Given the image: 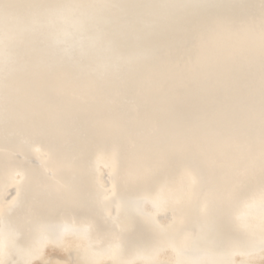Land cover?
Here are the masks:
<instances>
[{
	"label": "snow or ice",
	"instance_id": "6c2138e0",
	"mask_svg": "<svg viewBox=\"0 0 264 264\" xmlns=\"http://www.w3.org/2000/svg\"><path fill=\"white\" fill-rule=\"evenodd\" d=\"M0 177V264H252L264 0H0Z\"/></svg>",
	"mask_w": 264,
	"mask_h": 264
},
{
	"label": "bare ground",
	"instance_id": "6f19581e",
	"mask_svg": "<svg viewBox=\"0 0 264 264\" xmlns=\"http://www.w3.org/2000/svg\"><path fill=\"white\" fill-rule=\"evenodd\" d=\"M76 2L87 3V2H92V0H76ZM223 39H229V38L224 37ZM128 51H130V49H121L120 53H118V54H126ZM97 103L99 105L101 112H104L106 110V105H105V100H104L103 95L97 101ZM123 104L130 111H134L137 107L135 99L131 98V97H129L126 101H124ZM45 152H46V149L43 146V144L38 142L33 146L32 157H34L35 159H37L40 162L41 159L43 158ZM100 165H101V167H103V161L100 162ZM0 181H2V177H0ZM10 190H11L10 187L5 189L2 182H0V200H3V198L5 196H7V193ZM171 258H172V254L170 252L165 253L161 256L162 260H169ZM45 259H52L55 262V260L59 259V257L58 256H50V257H45ZM237 259H239V258H237ZM252 264H264V255L257 254L255 257L252 258Z\"/></svg>",
	"mask_w": 264,
	"mask_h": 264
},
{
	"label": "water",
	"instance_id": "95a60500",
	"mask_svg": "<svg viewBox=\"0 0 264 264\" xmlns=\"http://www.w3.org/2000/svg\"><path fill=\"white\" fill-rule=\"evenodd\" d=\"M32 159H34L36 162H37V164H39L40 162L37 160V159H35L34 157H32Z\"/></svg>",
	"mask_w": 264,
	"mask_h": 264
}]
</instances>
